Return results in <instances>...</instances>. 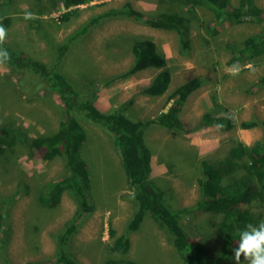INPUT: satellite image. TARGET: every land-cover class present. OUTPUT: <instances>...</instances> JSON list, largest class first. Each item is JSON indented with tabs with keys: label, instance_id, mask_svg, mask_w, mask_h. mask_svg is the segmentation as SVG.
<instances>
[{
	"label": "rangeland",
	"instance_id": "1",
	"mask_svg": "<svg viewBox=\"0 0 264 264\" xmlns=\"http://www.w3.org/2000/svg\"><path fill=\"white\" fill-rule=\"evenodd\" d=\"M253 3L264 16V0H253ZM231 4L238 6L239 0H231ZM125 5L149 17L161 12H176L185 17L190 28L189 48L181 46L174 31L111 16L101 18L78 35L57 61L59 46L92 18ZM0 12L5 15L3 18H9L7 25L0 22V27L6 31L2 44L47 67L58 62L57 71L102 112L114 111L131 99L132 104L125 107L124 113L133 121H144L168 110L172 104L165 103L167 96L182 83L201 79L200 88L179 109L183 133L167 131L157 125L144 133L152 154L150 178L163 191H169L168 201L174 208L196 204L200 159L219 164L235 142L251 146L264 137L262 127L189 131L197 126L206 111L227 114L236 124L254 117L264 120V87L258 84L264 76V54L252 63L231 61V50L238 43L260 33L262 25L259 23L215 25L209 10L196 8L189 13L187 8L171 0H96L69 9L64 8L62 0H10L0 7ZM67 13L68 19H62ZM140 37L151 39L168 59L171 82L161 97L149 98L140 93L157 70L114 79L129 69L132 43ZM235 63H239L242 70L232 76L228 68ZM22 76L21 70L0 63V129H12L15 134L19 133L17 140H27L15 141L11 149L0 156V202L5 213L0 234V264H49L54 261L56 235L74 216L77 206L66 193L55 208H45L39 203L43 185L62 177L66 168L61 158L43 160L42 148L32 140L54 133L64 109L57 97L44 87V81L38 87ZM29 88L35 93L27 95ZM76 118L86 134L80 155L90 175L94 210L81 218L68 242L74 259L78 264H103L113 257L108 250L113 241L109 230L113 229L116 236L125 235L130 240V250L123 258L139 264H181L170 237L149 216L143 218L137 230H128L137 206L131 199L132 193L112 144L113 136L91 121ZM242 173L241 169L234 174ZM249 210L255 216L262 214L264 219V209ZM205 218L204 215L188 216L183 221L195 241L202 236L198 228ZM204 246L211 257H216L220 242L209 240ZM220 264L236 262L233 258ZM241 264H247L243 256Z\"/></svg>",
	"mask_w": 264,
	"mask_h": 264
},
{
	"label": "trees",
	"instance_id": "2",
	"mask_svg": "<svg viewBox=\"0 0 264 264\" xmlns=\"http://www.w3.org/2000/svg\"><path fill=\"white\" fill-rule=\"evenodd\" d=\"M96 0H62L64 8H74ZM180 3L194 12L196 8L209 10L212 20L217 24L241 25L246 23H259L262 25L260 33L245 38L231 51L232 62H250L264 54V16L262 11L253 3V0H239L238 6H232L231 0H171ZM10 0L0 3V7L7 5ZM0 12V22L9 23V18H3ZM119 16L141 22L154 29L174 31L179 43L184 49L190 45L188 20L176 12L157 13L152 17L138 12L128 5L119 10H112L108 14L94 17L83 26L78 33L68 38L57 49L59 62L65 55L68 45L77 36L85 33L91 25H95L103 17ZM69 14L62 19L67 20ZM0 49L6 50L8 59L3 63L12 68L21 70L22 79L38 87L45 82V88L55 95L64 109L63 118L57 130L48 135H40L32 140L34 145L42 148L41 158L50 162L56 158L64 161L66 173L43 185L39 203L45 208H55L60 203L64 193L68 194L76 204L74 216L68 221L64 229L56 235V251L54 261L49 264H78L69 250L68 242L77 231V223L84 215L94 210L93 193L91 191L90 175L85 161L80 155V149L86 139V134L79 126L77 116L84 118L102 127L112 138V144L119 157L124 171L126 183L131 191V199L136 203V211L128 224L129 231L139 228L145 216H149L160 228L164 229L170 237V243L177 253L181 264H220L234 258V249L239 239V232L244 226L258 223L262 214L255 216L249 209H264V137L255 141L251 146L241 142L230 148L227 156L219 164L200 159L198 163V199L193 207L174 208L170 205L169 194L155 184L150 178V149L144 139L145 130L157 125L175 133H183L184 128L178 119V112L187 98L202 84L201 79L193 78L178 86L165 100L172 106L161 111L158 115L147 120L133 121L127 117L125 107L132 104L127 100L116 110L102 112L98 110L91 100L80 93L65 76L57 71V63L52 67L26 57L22 52L14 50L0 43ZM132 63L129 69L114 79H124L140 71L157 70L150 83L140 90V93L149 98L163 96L171 82V72L168 68V59L157 49L156 44L148 38L140 37L133 41L131 46ZM113 79V80H114ZM258 84L264 87V76ZM26 90V89H25ZM27 95L35 93L32 88L26 90ZM223 127L229 131L236 127L249 130L262 127L264 120L254 117L238 124L227 114H217L206 111L200 117L197 126L190 133L205 128ZM12 129H0V156L11 149L16 138ZM22 139V138H21ZM22 139L19 142H26ZM237 161H240L237 163ZM242 174H234L238 170ZM206 216L199 226L201 238L195 241L186 231L183 221L188 216ZM5 213L0 202V234L5 222ZM264 220V219H263ZM113 240L109 252L114 256L106 259L103 264H139L136 261L123 258L130 250V240L127 236H116L113 229L109 230ZM209 240H217L220 247L216 257H211L205 247ZM34 264V263H27Z\"/></svg>",
	"mask_w": 264,
	"mask_h": 264
},
{
	"label": "clouds",
	"instance_id": "3",
	"mask_svg": "<svg viewBox=\"0 0 264 264\" xmlns=\"http://www.w3.org/2000/svg\"><path fill=\"white\" fill-rule=\"evenodd\" d=\"M6 31L0 27V43L5 39ZM6 50L0 49V63L8 59ZM242 70L239 63L233 64L228 68L232 76H236ZM234 251V260L236 264H241V256L247 264H264V220L258 223H247L239 232V239L236 242Z\"/></svg>",
	"mask_w": 264,
	"mask_h": 264
},
{
	"label": "water",
	"instance_id": "4",
	"mask_svg": "<svg viewBox=\"0 0 264 264\" xmlns=\"http://www.w3.org/2000/svg\"><path fill=\"white\" fill-rule=\"evenodd\" d=\"M171 103H172V100L170 101V103L168 104V106H170L171 105ZM167 109V108H166ZM166 109L164 110V112H166Z\"/></svg>",
	"mask_w": 264,
	"mask_h": 264
},
{
	"label": "crops",
	"instance_id": "5",
	"mask_svg": "<svg viewBox=\"0 0 264 264\" xmlns=\"http://www.w3.org/2000/svg\"><path fill=\"white\" fill-rule=\"evenodd\" d=\"M161 172V171H160Z\"/></svg>",
	"mask_w": 264,
	"mask_h": 264
}]
</instances>
